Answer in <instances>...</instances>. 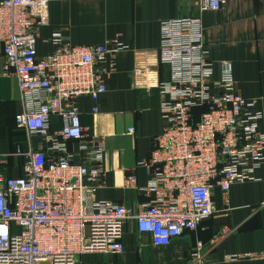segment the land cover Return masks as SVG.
<instances>
[{"label": "built area", "instance_id": "built-area-1", "mask_svg": "<svg viewBox=\"0 0 264 264\" xmlns=\"http://www.w3.org/2000/svg\"><path fill=\"white\" fill-rule=\"evenodd\" d=\"M227 1L196 0L195 16L161 24L158 64L168 79L159 83L161 130L140 163L148 174L141 191L149 202L137 213L95 200L105 174L103 141L83 128L75 106L78 98L95 101L105 93L106 80L117 71L116 55L126 47L74 46L60 30L50 40L55 52L38 57L48 1H0L2 75L17 81L14 124L23 133L21 146L0 154V264H78L82 255H121L129 221L154 246H168L213 216L215 187L226 196L232 184L253 179L264 163L260 113L251 111L254 101L235 92L231 63H221L213 80L204 43L202 13L219 11ZM197 109L203 110L198 116ZM17 170L21 175L13 176ZM125 186L136 187L134 175ZM191 264L221 263L206 259L197 243Z\"/></svg>", "mask_w": 264, "mask_h": 264}, {"label": "crops", "instance_id": "crops-1", "mask_svg": "<svg viewBox=\"0 0 264 264\" xmlns=\"http://www.w3.org/2000/svg\"><path fill=\"white\" fill-rule=\"evenodd\" d=\"M47 1L48 24L39 28L36 40L38 57L55 52L50 40L60 30L74 46L119 42L126 47L116 55L117 71L106 80L105 93L95 101L78 98L75 106L83 128L103 141L105 174L95 200L137 213L149 202L141 191L148 174L140 163L149 157L160 133L159 83L168 79L167 68L158 64L161 24L195 16L196 0ZM201 21L213 80L219 78L221 63H231L235 92L255 102L251 111L260 113L257 126L264 135V0H228L221 10L202 13ZM3 62L0 54V154L12 152L16 145L14 116L20 109L17 81L2 75ZM130 128L134 134L128 133ZM128 175L135 176L136 187L125 186ZM212 202L213 216L198 231L168 246H154L150 236L138 233L136 223L129 221L123 254L82 255L78 264H191L197 243L211 261L264 264V163L255 169L252 180L232 184L226 196L215 187Z\"/></svg>", "mask_w": 264, "mask_h": 264}, {"label": "trees", "instance_id": "trees-1", "mask_svg": "<svg viewBox=\"0 0 264 264\" xmlns=\"http://www.w3.org/2000/svg\"><path fill=\"white\" fill-rule=\"evenodd\" d=\"M202 111L203 110H201V109H197V110H194V114L196 115V116H198L200 113H202ZM15 131H16V136L18 137V140H17V142H16V145L14 146V149H13V151L18 147V146H21L22 145V143H23V133L21 132V131H19V130H17L16 129V127H15ZM12 151V152H13ZM12 165H14V162L13 161H11L10 162V164H9V167H12ZM17 165L18 166H20L21 165V161L19 160L18 161V163H17ZM21 175V172L19 171V170H17V171H15L14 173H13V176H20ZM201 227V226H200ZM199 227V228H200ZM199 228L197 229V231L199 230ZM196 232V231H195ZM188 233V232H187ZM186 234V233H185ZM184 234V235H185ZM183 235V236H184ZM182 236V237H183Z\"/></svg>", "mask_w": 264, "mask_h": 264}]
</instances>
